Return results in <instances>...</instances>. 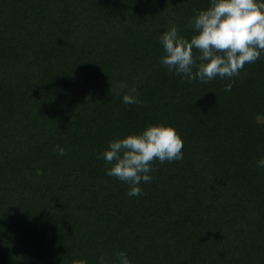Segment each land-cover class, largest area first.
Returning <instances> with one entry per match:
<instances>
[{
    "label": "trees",
    "instance_id": "16d2710c",
    "mask_svg": "<svg viewBox=\"0 0 264 264\" xmlns=\"http://www.w3.org/2000/svg\"><path fill=\"white\" fill-rule=\"evenodd\" d=\"M207 7L0 0V264H99L121 249L132 264H264V53L230 91L158 61V34L190 38ZM133 86L143 104L122 102ZM148 122L175 127L183 159L154 160L129 196L98 153Z\"/></svg>",
    "mask_w": 264,
    "mask_h": 264
},
{
    "label": "clouds",
    "instance_id": "9594fccd",
    "mask_svg": "<svg viewBox=\"0 0 264 264\" xmlns=\"http://www.w3.org/2000/svg\"><path fill=\"white\" fill-rule=\"evenodd\" d=\"M193 28L190 38L180 34L176 25L161 31L159 40L163 54L159 64L169 73L188 82L212 81L217 76L227 79L225 91H230L232 78L239 75L246 63H253L264 53V0H208V7L196 10L189 19ZM198 55H193V49ZM120 88H128L120 82ZM125 104L140 105L136 87L122 96ZM184 141L174 126L148 122L141 131L113 137L98 153L105 161V174L128 185L127 195L142 194L141 182H151L152 162L171 163L183 159ZM60 156L65 148L56 145ZM257 169H264V155L255 160ZM73 264H88L86 259L74 260ZM99 264H132L125 250L116 251L114 259L103 255Z\"/></svg>",
    "mask_w": 264,
    "mask_h": 264
}]
</instances>
